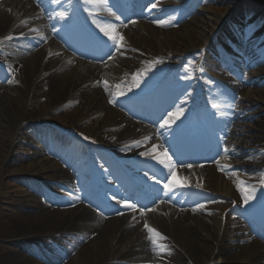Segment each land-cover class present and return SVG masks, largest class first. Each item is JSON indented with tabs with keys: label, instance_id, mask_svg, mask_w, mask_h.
I'll use <instances>...</instances> for the list:
<instances>
[{
	"label": "bare ground",
	"instance_id": "obj_1",
	"mask_svg": "<svg viewBox=\"0 0 264 264\" xmlns=\"http://www.w3.org/2000/svg\"><path fill=\"white\" fill-rule=\"evenodd\" d=\"M133 1L136 0H128ZM190 1L161 0L160 10L145 14L151 17L150 22L141 23L126 34H119L125 25L120 19L119 22L112 21L116 17L105 0L84 1L82 9L87 17L86 23L91 31L102 36L98 39L85 31L82 35L88 36L82 38L93 44L100 41L112 46L110 57L102 64L87 59L78 60L68 52L62 53L64 47L60 44L56 46L52 41L43 44L41 49L35 46L36 43L42 44L38 41L42 37L52 36L71 47L72 44L62 38H70L68 35L80 36L78 32L72 34L66 26L62 29L59 17L57 24H51L52 18L56 16L50 14L53 2H0V64L13 66L16 75L15 82L0 84V128L15 131L11 138L8 136L3 139L0 136V145L3 147L0 149V195L3 192L17 195L14 205L20 209L15 219L16 229L5 234L11 242L7 246L9 254L4 256L0 264H214L216 258L234 264L251 263V254L257 250L254 248L248 253L250 245L242 246L236 254L223 256L227 249L233 250L235 246H239L236 241L245 238V235L241 234L245 230L240 227L239 221L225 213L228 205H200L198 214H192L181 206L184 202L182 195L193 187H204L216 195L231 197L243 203V196L254 189L253 199L263 202L264 172L255 178L231 181H226L224 174L221 176V173L229 171L232 166L236 167L232 161L233 156L242 155L249 150L246 149L248 145L216 147L221 150L223 157L219 168L205 167L204 177L198 181L178 175L171 192L160 189L162 198L158 213L150 214L142 220L141 211L126 215L128 203L121 204L113 198L114 196L107 195L108 192L112 195L120 194V191L102 185V177L95 176L110 174V169L106 172L97 154L87 151L84 155L92 162L91 167L88 161L87 164L80 163L72 169L78 177L84 170L87 174L89 169L93 168V178L86 184L91 196L90 208L84 201L86 193H74L71 175H66L61 170L60 164L65 163L67 159L63 158L61 162L53 161L65 136L54 129L58 137L56 136L55 142L48 146L42 143L40 138L25 132L26 122L32 119L43 122V119L53 115L52 113H57L56 119L48 121L56 123L59 128L70 133L84 132L96 138L99 143L115 149L111 152L119 155L117 159H123L125 164L132 165L130 171L136 167L138 172L147 170V173L157 175L158 168L163 172L167 168L154 159L155 156L165 161L171 157L175 169L184 168L175 163L172 151L188 132L189 126L187 129L182 128L187 123V118H182L183 122L180 123L175 121L171 129L159 127L155 132L148 130L143 133L142 120H154L161 115L165 107L179 101V97L190 100L194 97L195 102H198L194 87L202 85L205 95L211 99L208 111L213 118L206 119L205 123L217 126L221 132L227 130L228 124L239 125L236 120L242 121L255 115L258 110L256 106L260 105V102L264 103V87L260 86L264 70L251 73L250 81L256 84L249 93L251 97L242 96L238 104L230 107L221 106L213 100L221 96L220 89L201 79L198 69L193 80L186 75L184 77L188 80L185 81L183 77L177 81L180 85L177 91L166 93L163 86H167L169 82L160 83L158 91L151 93L152 100L149 102H141L137 97L139 103L136 104L131 97L142 96L146 81L149 80L148 85L155 84L160 76L161 64H150V59L160 57L164 61L176 62L186 52L205 46L210 43L215 29L222 26L229 13L235 14L228 5H236L239 1L248 3L250 0H217L220 5L197 9L182 31H169L174 26L175 18H162L173 11V15L178 10L185 11ZM256 2L263 5V10L264 0H251L250 4ZM124 10L128 13L131 7L126 6ZM105 14L110 16L107 20H102ZM237 14L240 15V12ZM260 16L264 17V13ZM158 21L166 23L160 25ZM204 21L210 26L208 30H203L206 29L203 25L198 28ZM263 22L264 19H260L259 23ZM164 27L166 29L160 32ZM70 28L74 29L72 25ZM101 28L108 29L118 40L123 37L119 41V48L104 36ZM233 28L236 35L242 39L240 43L234 42L233 45H236L243 61L240 70L246 74L250 62L245 56L257 58L264 47L259 38L248 40L246 32L240 31L236 24ZM31 41L33 42L30 43ZM116 58L120 59L116 66H107L109 60L113 64L112 61ZM142 62L147 66L140 65ZM215 65L216 63L212 62L208 67L214 68ZM237 86L236 83L233 85L234 88ZM42 91L44 95H39ZM125 96L131 99L123 100L122 97ZM36 98L41 99L38 108L30 105ZM188 107L189 112L190 109L192 111V104ZM208 111L203 110L202 113L207 114ZM127 122L130 125L123 127ZM246 125L248 129L242 128L244 130L238 133L248 134L252 142L260 140L264 143V135L253 134L255 126ZM196 138L202 140L199 134ZM250 140L247 143H250ZM165 149L167 156L164 155ZM202 149L204 148H189L188 151L192 152L191 155L195 158ZM79 152L80 150L75 152L70 149L67 154L77 155ZM140 152L151 155L141 156ZM13 161H19L21 164L10 167L11 175L37 176L40 185L38 184L36 191L41 193L40 186L53 191L57 194L53 197L54 201L64 208H57L58 205H43L41 198L31 194L26 187L9 189L10 185L5 182V177L7 167ZM130 171L124 177L118 176V180L131 179ZM143 177L148 178L149 175L146 177L143 173ZM43 193L48 194L45 190ZM105 200L111 203L108 204ZM250 218L256 224V215L250 213L248 219ZM144 222L146 226H143ZM15 246L19 248L15 249ZM263 256H257L254 259L256 262L252 263L256 264L264 258Z\"/></svg>",
	"mask_w": 264,
	"mask_h": 264
},
{
	"label": "rangeland",
	"instance_id": "obj_2",
	"mask_svg": "<svg viewBox=\"0 0 264 264\" xmlns=\"http://www.w3.org/2000/svg\"><path fill=\"white\" fill-rule=\"evenodd\" d=\"M147 1H148V5L154 3L155 1L158 2V0H147ZM195 2L196 3L194 5L189 6V8H187V10L179 16V19L177 22L178 26L176 25V28H173L169 31H174V32L175 31H182L183 26L190 22L191 18H193V16L195 15L197 9L204 8V7L208 8L210 6H214V5L218 4L217 0H195ZM250 2H251V0L248 3L245 1H239L236 5L230 4L228 6L232 10L236 9V11H237L238 9H240V10L242 9L244 11L243 13L240 14L241 15V17H240V23L241 24L239 25V27L242 29H245L249 32V40L258 37L260 39H263L262 43L264 44V22L262 24V27L258 26L259 24L257 25V18L264 13V8L262 10L263 5L261 3L256 2L254 4H250ZM218 5H220V4H218ZM113 9L115 10V7ZM236 11H235V13H236ZM258 11H260V12L258 13ZM229 16H230V13H229ZM229 16L227 17V19L229 18ZM234 16H236V15H234ZM142 18L143 17L140 14H135L133 16L124 17V20H125V22H130L131 20H132V22L134 21V25H132V24L128 25L131 29H133L134 27H137L139 22H140V24L142 23L140 20ZM134 19H138L139 22L134 20ZM262 19H264V17ZM135 23H137V24L135 25ZM228 24H229V22H228ZM201 25H203V27L206 28L203 30H208L210 27L209 25L207 26V21H204L203 24H200L198 26V28H201L200 27ZM160 32H163V30L161 29ZM224 32H229V35H232L231 28L226 29ZM224 34L225 33H223L222 40H218L217 38H215V41L213 42L214 45L219 44L215 47H212L214 49V51L216 53H218V56H214L212 54L208 55V58H211V59L215 58L216 60H218L221 63H220V65L217 66L216 69H213V70L206 66V68L209 70V71H206V73L210 75V76L206 75V77L211 81H213V78H211V75L212 76L217 75V76H220L221 78L225 77L226 79H229L231 77V78L239 81L241 78V73H239V69L237 68V63L234 60H231L229 57H227L224 53V50H223L224 47L230 46L229 41H231V40L228 41L227 40L228 37H226ZM232 37H233V39H235L234 36H232ZM45 41L46 40H44L43 44H48L47 41L46 42ZM35 46H38V45L36 44ZM41 47H39V48L41 49ZM202 49H204V48H202ZM202 49H201V47H199L196 50L186 52V54H185L186 58H184L183 61H186V63H187V61H190L191 64L201 62L200 65L203 66V62H205V59H203V57L200 56L202 54ZM231 51L234 52L235 54H237L235 50H231ZM193 56H196V58L194 59ZM165 63H167L166 70L169 69L170 67H172V69L179 71V69L181 68V65H179L178 67H174L173 65L168 64V62H165ZM208 64H210V61L207 62V65ZM254 66H258V67H255L254 69H252ZM256 68L258 69L257 71L264 70V51L255 60L254 65L252 67H248V70L253 71V70H256ZM189 69H190V67H189ZM188 71H190V70H188ZM247 74H250V73H247ZM262 74L264 76V72H262ZM12 81L13 82L16 81V76L13 72L12 67H1L0 66V84L12 82ZM240 83L245 84V85H243V87L241 89L234 90L233 92H231L228 88H226L225 84L223 83V85L221 86L222 92L225 94V96L227 98H230L234 102H237V100L240 98L242 93L247 94L246 91H248V92L251 91V86L248 83H246V82H240ZM228 84H229V82H228ZM262 86L264 87V81L262 83ZM39 95H44V91L39 93ZM30 105L32 107L36 106L38 108L41 105V99L36 98L34 101L31 102ZM256 107L258 108L257 112L255 113V115H253L252 117H250L248 119L247 124H251V125L255 126L256 129H254V131H253L255 135H259V134L264 135V103L260 102V105H258ZM170 109H173L172 112L177 111V110H175V107L173 105L168 107L166 109V111H168ZM182 109H183V107H182ZM57 116H58V114L54 113L53 115H50L48 118L49 119H56ZM163 121L164 120H162V122ZM44 122H50V121L45 119ZM39 124H40V122H38V120L32 119L30 122H27V124H26L27 126L25 127V132L27 134H29L30 136H33L32 133L40 134V131L46 127L39 125ZM124 126H128V125H124ZM237 129H239V127ZM14 135H15L14 130L0 128V136L3 139L7 138L8 136L11 138ZM76 138L80 141H83V142H90L92 144H98L97 142H95V140L92 137H88L89 138L88 140H85L84 137H77L76 136ZM223 138L226 140V141L224 140V142L226 144L230 142V143H233L234 145L235 144L238 145L240 141H243L239 138L238 135L232 133V131L226 132L224 134ZM246 140H250V139L246 138ZM243 144H244V141H243ZM249 144L254 147V151H253L251 156L246 158V161L247 162L254 161L257 163L256 167H254L257 169H252L251 171H249L248 173L250 174V173L261 170L259 164L262 163L263 155L259 151V149L261 148L260 144H262V142L260 140H258V141L254 140V142L251 141ZM1 148H3V147L0 145V149ZM219 155H220V153L216 154L213 158H210V159L201 158L199 161L197 159L185 160L184 163H191L193 165V164H197V162L198 163L208 162L211 164H215ZM20 164H21V162H19V161H17V162L13 161L7 167L5 182H7L10 185L9 189L19 188L20 186L26 187V188H28V190L31 194L40 196L41 202H43L42 199H44V201L48 205H50L49 203H52L53 201L49 200L48 198H45L42 193H39L36 191V189L38 188V182L35 180V178L33 177L32 174H28V175H24V176L11 175L10 174V167L13 168L14 166H18ZM192 171H193L192 168L186 169V170H184V173H190ZM181 175H182V172H181ZM168 178H169V176L166 177V179H168ZM109 183L110 184H116L117 182L115 179L110 178ZM41 189L42 188L40 186V191H41ZM128 192L131 195H135L139 192V187L133 186L130 190H128ZM116 197L122 201L123 200L124 201H131L129 198L122 199L119 196H116ZM17 198H18L17 195H14L11 193H6V192H3L0 195V263L3 260L4 256L9 254L7 251V246L9 244V242H11V240L5 234H8L10 231H14L17 227V223H16L15 219L17 216V211H20V209L16 208L14 205ZM158 198L159 197H154V198L143 197L142 198L143 209H150L152 206H154L157 203ZM215 200H224V201L230 202V200H228L222 196L221 197L215 196L211 201H215ZM189 203H191V202H189ZM43 205H45V204L43 203ZM45 206H47V205H45ZM236 209L238 211L239 206H237ZM237 243L238 242H236V244ZM245 244L251 246V248H249V251L254 249V246L256 244V238L254 239V237H251L250 239L245 241ZM14 248L16 249L19 247L15 246ZM233 250H234L233 252H230L228 250L225 254H235V253L240 251V249H238V248H235ZM261 253H264V249L261 250ZM251 255L254 256L255 254H251ZM216 261H218L217 258H216ZM219 264H221V263H219Z\"/></svg>",
	"mask_w": 264,
	"mask_h": 264
},
{
	"label": "snow or ice",
	"instance_id": "obj_3",
	"mask_svg": "<svg viewBox=\"0 0 264 264\" xmlns=\"http://www.w3.org/2000/svg\"><path fill=\"white\" fill-rule=\"evenodd\" d=\"M53 2H59V0H53ZM155 6L156 5L153 4V7H155ZM59 16H60L61 19H63L65 17V13L61 12V13H59ZM116 19H120V17L117 16ZM133 23H134V21H133ZM157 23L160 24V25H164L166 23V21H158ZM100 30L103 32L104 36L108 37L109 40L113 41L115 47L119 48V46H120L119 41L122 40L123 37H120L119 40H118L117 37L112 35L108 29L101 28ZM106 55L110 56L111 53L110 52L106 53ZM157 63H162V61H157ZM183 115H184L183 109L182 108L177 109L176 112L171 113V118L170 119H164V122H163V124L160 125V127L161 128L167 127L168 129H171L172 124L175 123V120L179 119ZM84 139L88 140L89 138L87 136H85ZM139 154L141 156L151 155V153H145V152H140ZM164 155L167 156V149H165ZM153 158L159 160V163L164 165V167L168 169V174L171 175V180H169L168 183H165L163 185V188L168 190L169 192H171L172 191V187L174 186L173 185V181L176 178V174H175V170H174L175 169V165L171 162V157H168L167 161L160 159L159 156H155ZM178 163L183 164L184 162L183 161H178ZM188 166L191 167V165H188ZM144 175L147 177L148 173L145 172ZM151 178L152 179H156L155 178V174H153V177H151ZM156 183H157V185H159L160 180L156 179ZM254 192H255V190L253 189L252 192H250L248 195H244L243 196V200H244L245 204H249V201L254 198ZM113 198H115V197H113ZM77 199H79V197H77ZM126 207L135 208L136 205L135 204H126Z\"/></svg>",
	"mask_w": 264,
	"mask_h": 264
}]
</instances>
